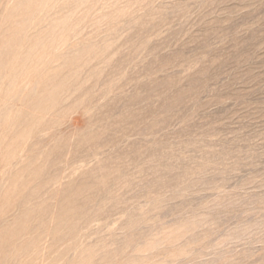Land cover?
I'll use <instances>...</instances> for the list:
<instances>
[{
  "label": "rangeland",
  "instance_id": "rangeland-1",
  "mask_svg": "<svg viewBox=\"0 0 264 264\" xmlns=\"http://www.w3.org/2000/svg\"><path fill=\"white\" fill-rule=\"evenodd\" d=\"M0 264H264V0H0Z\"/></svg>",
  "mask_w": 264,
  "mask_h": 264
}]
</instances>
